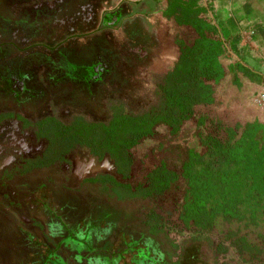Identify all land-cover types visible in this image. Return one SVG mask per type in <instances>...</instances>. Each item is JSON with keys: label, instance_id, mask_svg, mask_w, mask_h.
<instances>
[{"label": "rangeland", "instance_id": "obj_1", "mask_svg": "<svg viewBox=\"0 0 264 264\" xmlns=\"http://www.w3.org/2000/svg\"><path fill=\"white\" fill-rule=\"evenodd\" d=\"M109 1L103 14H145L144 18L136 17L132 21L124 17L106 29L107 36L113 41V49L116 48L115 38L120 40L124 35L121 27L129 24L133 29L129 39L134 41L138 36L145 44L144 48H139V59L144 60L146 49L163 45L173 50V60L163 70L155 64H152V70L146 66L147 80L133 86L128 74L120 73L131 68L129 59L125 66L105 60L102 64L107 74L104 80L95 84L91 97L69 93L71 88L56 84L54 88L58 86V92L50 93L43 111L34 115L51 112L69 120L71 112H63L66 106L86 104L87 117L105 120L109 116V107L120 97L124 110L130 113L142 112L159 103L157 87L177 56L175 41L182 39L185 32L162 18L161 12L166 6L164 0ZM96 20L98 22V16ZM148 59L150 64L152 59ZM36 74L39 83L45 84L42 79L46 80L50 71L39 68ZM232 97L228 102L218 99L214 105L197 106L195 115H208L225 125L248 123L242 120L243 114L233 105ZM194 130L192 121L182 125L174 137L168 136L163 127L158 128L155 138L134 150L137 168L132 181L136 182L145 171L160 162L177 170L188 149L200 152L201 144ZM7 142L6 145L0 143V264H184L180 261L182 250L192 243L201 245L194 258L200 264H264V246L259 240L264 234V214L259 210L264 205V191L258 186L250 191L240 207L239 220L224 222L217 219L209 230L187 228L177 221V204L183 197L181 180L156 202L125 199L120 190L114 193L107 186L92 182L100 176L115 177L114 166L106 157L97 159L78 148L63 163L43 171L21 172L25 159L38 155L44 145L35 141L29 130L19 128L15 142ZM42 205L49 208V215L45 210L40 211ZM151 211L171 223L165 228L146 225ZM51 222L58 223L60 229L53 231ZM239 240H243L246 249L242 247L240 251L235 246ZM218 246L220 250H217ZM191 256L194 255L189 253L186 257Z\"/></svg>", "mask_w": 264, "mask_h": 264}, {"label": "trees", "instance_id": "obj_2", "mask_svg": "<svg viewBox=\"0 0 264 264\" xmlns=\"http://www.w3.org/2000/svg\"><path fill=\"white\" fill-rule=\"evenodd\" d=\"M163 16L184 30L175 41L177 57L173 68L158 86L159 103L139 114L126 113L121 104L111 107L106 122H89L75 117L63 124L54 117L23 124L33 128L38 138L46 141L39 158L24 162L21 172L61 162L76 146H83L94 156L107 155L122 179H130L136 170L133 149L144 139L155 137L156 128L164 126L170 135L194 119L201 151L188 150L177 170L160 162L135 184L107 179L125 195L140 194L145 198L164 197L181 180L183 197L177 204V221L187 228L209 230L217 219L232 222L240 219V207L256 186L264 191V131L250 123L225 125L208 115L194 118L197 106L214 105L216 86L230 72L250 78L255 76L242 63L224 67L220 56L226 46L221 29L213 24L207 2L200 0H166ZM249 199V198H248ZM264 214V205L259 207ZM264 246V234L260 236ZM243 240L234 244L242 251ZM200 244L192 243L182 250L180 261L200 264L195 256ZM217 250H220L218 246ZM191 253L194 256L187 258Z\"/></svg>", "mask_w": 264, "mask_h": 264}, {"label": "flooded vegetation", "instance_id": "obj_3", "mask_svg": "<svg viewBox=\"0 0 264 264\" xmlns=\"http://www.w3.org/2000/svg\"><path fill=\"white\" fill-rule=\"evenodd\" d=\"M164 1L166 2V0ZM109 4V0H52L50 2L48 0H0V143L3 142V145H6V141H8L7 144L15 142L18 128L21 131L29 130L35 141L43 143L44 146L38 155L25 159L26 161L39 158L46 147V141L36 137L33 128L23 124L17 119L18 117L32 123L46 117H54L63 124H69L75 117H81L89 122H106L110 119L112 106L121 104L124 110V103L120 102L122 100L120 99L122 97H120L118 98L119 101L109 107V116L105 120L87 117L88 107L86 108V104L85 106L76 104L66 106L63 112H71L69 120H65L63 117L54 115L51 112L34 115L35 112L43 111L44 104L49 99V94L57 93L59 85L71 88L69 93L91 97L95 84L104 80L107 74L102 64L105 60L111 61L113 64H122V66H125L126 62L130 61L133 64H131V68L125 69L124 73H120L122 75L129 74L128 80H131L132 86L137 82L147 80L144 75L146 72L145 58L142 60L133 58L129 56L130 54L124 55V36L128 33L132 37L133 33L131 30L125 29L124 35L121 36L120 40L118 37L115 38L114 47L116 48L113 49V41H110L105 31L115 26L124 17L126 18L127 14L117 12L103 14ZM164 11L165 9L161 12V16L166 19L163 16ZM97 16L100 19V24L96 30H93L97 24ZM121 28L126 27L122 26ZM120 42L122 44H119ZM142 45L145 44L142 43ZM173 65L168 72L172 70ZM39 68H45L50 71V74L46 76V80L42 79L46 85L39 83L36 74V70ZM134 72L135 74L131 75ZM56 84L58 86L54 88ZM120 94L123 95V93ZM124 112L126 111L124 110ZM139 113L141 112L130 114L136 115ZM198 116L194 115V118L196 119ZM189 121L194 123L195 135L200 142L199 131L194 119L191 118L184 124ZM160 127H163L170 137H174L180 131L170 135L166 127ZM158 128H156V131ZM153 138L155 137L142 140L133 149L135 162L134 150L145 141ZM78 148L86 150L91 157L97 159L106 157L112 162L115 169V177L100 176L93 179L92 182L107 186L114 193L116 188L107 179L135 185L146 174L143 173V176L137 179L136 182L132 181V177L126 180L122 179L116 172L114 162L107 155L94 156L88 148L83 146H76L61 162H56L47 167L36 168L29 172L43 171L55 164L63 163L67 156ZM41 195L44 196V192L41 191ZM48 196L50 197V195ZM123 198H142L152 202L157 200L150 197L145 198L140 194L125 195ZM156 213V211H151L148 214L146 225H162L165 228L167 223H171V221H163L161 219L162 216L159 213L156 215Z\"/></svg>", "mask_w": 264, "mask_h": 264}, {"label": "crops", "instance_id": "obj_4", "mask_svg": "<svg viewBox=\"0 0 264 264\" xmlns=\"http://www.w3.org/2000/svg\"><path fill=\"white\" fill-rule=\"evenodd\" d=\"M224 1L226 0H200L201 5H205L206 2L209 5V16L213 18V24L227 35L226 46L219 59L220 63L224 67H234L236 64L242 63L255 76L247 78L237 72L234 82V73L229 72L216 86V96L219 100L224 99L228 102L233 95L232 103L243 114L244 119L242 118V120L254 124L264 131V97L261 99V95L264 96V0H229L230 5L226 2L224 6H221ZM144 15V13H131V15L128 13L126 16L132 21L136 17L144 18ZM99 24L100 19L98 18L93 30H96ZM123 29L133 30L129 24L126 28H121V31ZM128 35L127 33L124 36V55L130 54L129 56L138 58L139 48L144 46L142 45L143 41L139 40L138 36L132 41ZM169 48V46L167 48L159 45V47L146 49L144 62L149 70H152V64L157 65L161 70L169 66L174 57L173 50ZM167 49H169L168 52H166ZM148 57L152 59L150 64ZM134 74L135 72L131 75ZM44 210L49 215V208L46 205H42L40 208L41 212ZM53 222H51L52 230L58 231L59 224L56 222L53 224Z\"/></svg>", "mask_w": 264, "mask_h": 264}, {"label": "bare ground", "instance_id": "obj_5", "mask_svg": "<svg viewBox=\"0 0 264 264\" xmlns=\"http://www.w3.org/2000/svg\"><path fill=\"white\" fill-rule=\"evenodd\" d=\"M264 96L263 95H261V99L263 98ZM259 106V105H258Z\"/></svg>", "mask_w": 264, "mask_h": 264}]
</instances>
